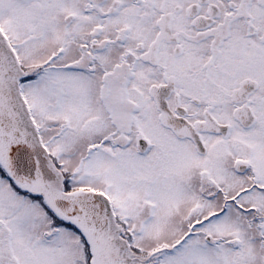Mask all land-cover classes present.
Wrapping results in <instances>:
<instances>
[{
  "label": "snow or ice",
  "instance_id": "obj_1",
  "mask_svg": "<svg viewBox=\"0 0 264 264\" xmlns=\"http://www.w3.org/2000/svg\"><path fill=\"white\" fill-rule=\"evenodd\" d=\"M0 264H264V0H0Z\"/></svg>",
  "mask_w": 264,
  "mask_h": 264
}]
</instances>
